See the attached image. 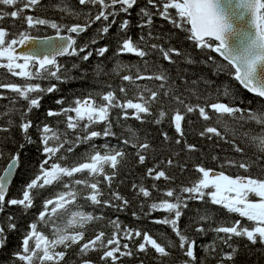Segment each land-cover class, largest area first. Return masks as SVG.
<instances>
[{"label": "snow or ice", "instance_id": "6c2138e0", "mask_svg": "<svg viewBox=\"0 0 264 264\" xmlns=\"http://www.w3.org/2000/svg\"><path fill=\"white\" fill-rule=\"evenodd\" d=\"M78 2L85 8L76 10L69 0H57L51 5L43 4L42 0H0V69L24 81L17 84L0 80V89H7L15 94L12 97L0 94V99L10 101L12 107L9 108V113L19 112L18 126L22 133V142L17 152L10 154V162L2 170L3 174H0V213H3L7 205L19 207L22 215H28L35 208L36 196L42 190L49 187L62 189L56 191L54 196L44 198L41 210L35 219L28 223L27 230L23 233L20 250L12 254V264H62L68 250L75 246H78L76 255L81 264H93L91 260L83 257L98 251L102 252V262L107 264L110 259L111 264H117L118 259L133 255V246L137 253L145 254L150 248L159 258L169 257L168 249L178 247L187 258L181 261V264H197L196 248H201L208 256L218 251V243L231 249L230 252L219 249L220 259L217 264H224L225 261H234L238 252V245L231 243L233 238L246 239L252 245H264V103H261L259 109L241 107L240 105L245 103L244 98L238 95L239 90H234L230 84L217 88L215 98L211 92L202 97L193 91L197 100H204L202 104H193L187 97L182 98L175 85L169 83L168 72L163 67L157 65L158 71L146 75L141 72L138 64L129 66L117 61L111 69L115 75L119 76L124 70L131 73V69L136 68L135 76H120L122 81L128 82L135 89L133 98H127L129 88L121 85L118 89L120 95H117V91L109 84L108 91H89L83 97H75L67 106L65 98L57 99L55 103L61 107L46 112L47 118H64L62 121L57 120L55 127L46 121L34 124L29 118L34 109L39 110L45 95L58 92V84L73 79L62 72L63 66L58 63L57 58L78 57L81 61H88L94 53L97 57H104L109 51L108 46L92 48V45L98 44L99 39L109 33L121 14L130 16V10L139 0ZM44 7L60 12L61 21L69 17L76 21L83 18V23L66 24L55 19L25 14ZM137 16L139 20L136 26L141 29L139 40L134 41L127 35L130 19H121L118 24L115 56L131 54L140 58L144 72L148 71L149 65V60L145 58L153 53H158L168 64H175L174 57L184 56L180 49L174 46L165 48L159 43L149 44L150 40L161 39L160 36L153 35V18L159 17L167 21L173 29L186 34V40L206 56V60L201 63L211 67L214 75L221 72L227 74L242 89L264 102V0H146V5L139 8ZM6 17L12 18V27H15L16 20H20L22 25L26 24V27L19 31H10L3 27ZM96 22H101L96 36L87 43L79 44L81 34ZM42 28L53 30L55 35L39 39L32 34ZM145 30L147 36L143 34ZM184 62L189 65L197 63L191 55L184 56ZM76 67L78 66L74 64L73 68ZM94 71L96 76L107 74L101 63H97ZM53 79L57 84L51 83ZM34 81L49 83L45 87L42 83ZM137 81L160 83L154 89L147 84L140 85ZM205 83L210 85L211 81ZM223 99H227L228 103H224ZM18 101H24L25 105L17 109L15 106ZM165 102L174 104L175 107L166 110ZM247 103L251 104L252 101ZM114 110H119L115 111V123ZM189 114H198L199 118L206 122L200 136L209 140L214 136L224 139L214 124L207 123L213 121V114L215 124L226 123L227 117L237 122L241 128L254 124L259 130L249 128L243 133L256 154L255 159L245 158L244 149L234 141L225 140L226 143H232L233 151L240 153L241 159L227 160L219 165V171L198 164L194 170L199 176L189 185H181L178 190L173 187L161 189L155 181L163 179L168 182L172 181L173 177L160 168V164L165 163L160 161L147 168L145 173L147 178L154 181L151 190L145 187L143 182L132 184L136 197L144 198L139 204L140 212H132L133 218L141 219L151 217L156 212L164 213L162 217L150 222L170 228L176 240L169 238L166 245H162L150 232L123 224L119 216L112 219L81 210L82 206L78 205L81 199L100 210L112 208L116 212H125L130 206L131 202L112 187L119 175V167L129 153L119 145L111 144L109 139H117L125 147L135 149L133 154L138 157L140 165L145 164L146 150L151 145L146 141L141 143L133 128L121 124L120 121L134 119L145 123L147 118L151 117L152 122L159 125L167 120L178 134L179 138L175 143L179 145L184 137L182 122L188 119ZM61 123L65 124L64 131L59 127ZM188 123H191L190 119ZM115 126L122 127L127 135L123 138L118 136L113 130ZM33 127L38 133L39 151L44 159L40 162L35 178L24 185L21 198L6 199L11 178L19 165L20 152L25 147L37 143L29 132ZM7 130L0 128V131ZM68 132L72 133V138ZM235 134L236 131L233 130V136ZM162 135L165 141L170 139L167 132ZM97 140H103L104 143L97 144ZM183 142L188 152L197 151L195 145ZM80 145H87L86 150L69 163L68 154L74 153ZM3 158L4 153L0 152V159ZM212 159L218 158L213 156ZM172 164L173 160L168 159L166 167ZM226 166L243 170V174H226ZM253 167L262 175H252ZM183 168L184 166H181L182 170ZM101 185L107 187L109 199L103 198L105 191ZM152 191L158 193L156 198H153ZM190 201L200 202L205 207L199 209L196 216L191 218L189 227L193 223L196 224L195 231L201 237L209 232L213 233L210 243L197 245L196 239L186 234L187 228L180 227L179 222L189 210ZM209 204L225 210L229 214L228 218L216 221L213 210L207 207ZM69 205L76 207L73 210ZM145 207L147 211L144 210ZM61 211L68 213V219L58 223V213ZM234 216L239 219H233ZM14 220L12 215L7 217V230L4 224L0 223V249L7 245L8 233L17 230ZM103 220L112 228L111 235L99 231L92 239L86 240L84 229L93 222ZM42 228H48L51 235L42 231ZM159 264H164L163 259H160ZM199 264H204V261L201 260Z\"/></svg>", "mask_w": 264, "mask_h": 264}, {"label": "trees", "instance_id": "16d2710c", "mask_svg": "<svg viewBox=\"0 0 264 264\" xmlns=\"http://www.w3.org/2000/svg\"><path fill=\"white\" fill-rule=\"evenodd\" d=\"M57 0H42V3L45 5L55 4ZM69 3L76 10L81 8H85V6L79 5L78 0H69ZM146 5V0H139V3L132 9L131 15L125 17L124 14H121L117 20V24L113 25L110 29L109 33L103 38L99 39V43L92 45V48H99L105 45L108 46L109 51L105 53L104 57H97L95 53L88 61H81L78 57H59L57 59L58 63L61 64L62 72L65 75L72 77L67 83L58 84L59 91L45 95L41 100V107L39 110H33L30 114V119L34 124L40 123L41 121H46L52 126H56L57 120H64L63 117H52L47 118L46 112L49 109H58L61 107L57 105L55 101L61 97L65 98L67 106L68 103L75 97H83L89 91H108L107 85H111L112 89L117 91V95H120L118 89L121 85L129 88L127 98H133L135 89L132 85L128 84L126 81H122L120 76L125 74H132L135 76L136 68L133 67L131 69V73L127 70H124L120 73V75H115L111 72V69L115 66L117 61H120L122 64L131 65H139L141 72L146 75H150L155 71H158L157 65L163 67L167 70L169 75V83L174 84L178 89V94L183 97H187L188 101L196 104V103H204V100H197L196 96L193 95V91L202 97L208 96L209 92L213 93V98H215V92L217 88H222L225 84H230L234 90H239L238 95H241L244 98L245 103L240 105L241 107L251 108V109H259L261 107L260 98L254 97L252 94L248 93L244 89L240 87L238 83L232 80L227 74L221 72L219 75L213 74V69L209 66H206L201 61L206 60V56L202 55L199 50H197L190 41L186 40L185 33L181 32L177 29H173L172 26L165 20H161L159 17H154V25H153V35L160 36L159 40H150L151 43H159L163 47L167 48L169 46H174L182 53L184 56L191 55L192 59L197 63L195 64H187L184 62V56L174 57L176 60L175 64H168L167 61H164L158 53H153L145 59L149 60L148 71L144 72L143 63L140 61V58L126 54L123 56H115L114 53L117 48V35H118V24L121 19L128 18L131 21V24L128 28L127 35L130 36L134 41H138L141 35V29L136 26L139 17L137 16V12L140 7ZM12 9H8L11 11ZM154 11V9H153ZM27 14L36 15L40 17L55 19L62 23L66 24H74V23H83V18L80 21H76L71 19L70 17L60 20L61 13L58 11H54L50 7L38 8L35 12H26ZM92 15H95V9L92 10ZM13 20L11 17H6L3 21V27L9 29L10 31H19L22 27H26V24L22 25L20 20L15 21V27H12ZM101 26V22H96L93 24L90 29H88L85 33L81 34L78 39L79 44H84L89 42L94 36L97 34V29ZM55 33L51 29L42 28L39 32L33 31L32 34L35 36H44L48 34ZM147 36V30L143 33ZM143 46V45H142ZM83 55V54H81ZM215 55V54H213ZM217 59H219L217 57ZM97 63H101L107 74H101L100 76H96L95 67ZM77 65L78 67L73 68V65ZM67 70V71H65ZM6 77V78H5ZM0 80L4 83H17L22 84L24 81L18 77H12L10 74L6 73V70L0 69ZM193 81H196L194 84ZM205 81H211V84H206ZM40 82L43 86H47L49 81H34ZM52 84H57L56 80L51 81ZM138 84L144 85L147 84L149 87L156 88V86L160 83L159 81H137ZM0 94H3L7 97L15 96L14 93L9 92L7 89H0ZM122 99L124 97H121ZM251 100L252 103L248 104L247 101ZM224 103H228L227 99H223ZM24 101H18L16 104V108L24 106ZM12 107L10 101L8 99H0V128H7V131H0V152L4 153V158L0 159V174L6 164L9 162L10 154H14L17 152V149L22 142V133L19 128L20 116L19 112L9 113V108ZM158 107V106H157ZM166 110L168 108H174V104H167L165 102ZM115 111L113 114V121L115 123ZM131 111V110H130ZM155 111V108H154ZM8 113V114H6ZM171 114V113H169ZM213 121L207 122L212 123L214 126L218 128V130L224 136V139L219 137H213L211 140L201 137L200 132L203 131L205 121L199 118L198 114H189L188 119L191 120V123H188V119L182 122V127L184 128V137L183 141H186L187 144L195 145L197 151L188 152L184 147V142L177 145L175 140L178 137V134L175 132L174 127L170 126L169 122L165 120L162 124H155L152 122V118H147V122L140 123L134 119H129L127 121H120L121 124H126L127 126L133 128L136 132L137 136L140 139V142H147L151 145V147L146 150V162L143 165L138 163V157H136L133 153L135 149L130 147H125L124 145L119 143V140L110 138L109 142L113 145H119L121 148H124L129 155L125 157L119 167V175L115 178L113 182V189L118 191L123 197L129 200L130 206L127 208L125 212H116L112 208H103L102 210L93 208L90 205V202L85 201L83 199L78 201V205L82 206L81 210L93 212L95 215H103L106 218L115 219L119 216L120 221L128 225L132 228H140L144 231L150 232L154 238L158 240L162 245H166L167 240L171 238L172 240H176L175 235L171 232V229L164 225L153 224L150 221L155 218H160L164 215L162 212L153 213L151 217H142L141 219H134L132 216L133 211L140 212L139 204L144 198L141 196L139 198L136 197L135 190L132 188V184H139L143 182L145 187L151 190V185L154 183L153 180L147 178L145 176L146 170L149 167H152L155 164H158L160 161H164V164H160V168L166 171V174L173 177L172 181H164L161 179L160 181H155L156 184L160 186L161 189H165L168 187L179 188L181 185H189L191 181L197 179L199 176L198 173L195 172V166L198 164H203V166L207 169L221 170L219 165L225 163L227 160H236L239 161L241 159V154L233 151L232 143H226L227 141H234L236 145L244 149V157L255 159V153L253 148L249 146L248 140L244 137L243 133L248 131L249 128L259 130L256 128L254 124L245 125L243 128L239 126V124L235 121L229 120L225 117L226 123L215 124V114H213ZM11 121V123L9 122ZM61 131L65 130V124L61 123L59 125ZM102 129V126H101ZM118 136L121 138L127 135L124 132L123 128L120 126H115L113 129ZM233 130L236 131L235 136H233ZM33 139L37 141V143L25 147L23 151L20 152V160L19 165L16 170L15 178L8 190L6 199L11 198H21L22 191L24 185H26L31 179L35 178L39 170L40 162L44 159V157L40 154L39 151V143H38V133L35 128H31L29 130ZM167 132L170 139L168 141L164 140L162 133ZM70 138H72V133L68 132ZM97 144L104 143L103 140H97ZM87 148V145H80V147L76 148L75 152L69 155V163L76 156L83 153ZM216 156L218 159L213 160L212 157ZM168 159L173 160V164L170 167H166V163ZM264 163V161H262ZM181 166H184L183 170ZM226 174L235 176L237 173L243 174V170L234 167H225L224 169ZM252 175H262L260 171L253 167L251 169ZM104 188L105 196L104 199H109L108 189L104 185H101ZM58 190H62L58 187H49L46 190H42L39 195L36 196L35 199V208H33L28 215H22L21 209L19 207L13 206L8 207L5 206L3 213H0V223H3L5 229L7 230V217L12 215L15 217L13 221L17 225V230L9 232L7 235V245L0 250V264H12V254L16 251L20 250L21 239L24 231L27 230L28 223L35 219L36 214L41 210L42 202L44 198L51 197L55 195V192ZM153 198L158 196L156 191H152ZM70 209H75L76 206L69 205ZM205 207L200 202L190 201L189 202V210L186 211V214L181 218L179 224L181 229L187 228L186 234L192 238L196 239L197 245L210 243L213 239L214 234L209 232L207 235L202 236L195 231L196 224H192L189 227L190 220L192 217L196 216L197 211ZM208 208L213 210V215L216 221H221L228 218V213L225 210L219 208L215 205H207ZM147 211V208L144 209ZM68 219V213L61 211L58 213V223H63ZM233 219H239V217L234 216ZM247 223V221H244ZM207 227V225H204ZM46 234L51 235L48 228H42ZM86 236L85 239H92L97 232L104 231L108 235H111L112 228L107 226L106 220L93 222L89 224L84 229ZM162 233L166 235H161ZM223 235V234H221ZM125 241H122V243ZM138 244L139 241H136ZM178 243V242H177ZM232 244L238 245V252L235 255L234 261L229 262L225 261L224 264H264V245L259 243L252 245L246 239L233 238L231 241ZM218 251L215 254H211L206 256L203 250L199 247L196 248V256L198 258L197 264L202 260L204 264H217L220 259L219 249L223 248L224 252H230L231 249L227 248L223 244H217ZM78 246H75L68 250V253L65 257V261L62 264H81V260L77 258ZM170 252L169 257L159 258L158 254L154 252V250H148V253H137L135 247L133 246V255L131 257L125 256L117 260V264H159L160 259H163L164 264H181V261L187 259L183 256L180 249L177 247L175 249H168ZM102 252H90L88 256L83 257V259L91 260L93 264H105L100 260V256ZM19 264V262H17ZM107 264H111V260L107 261Z\"/></svg>", "mask_w": 264, "mask_h": 264}, {"label": "water", "instance_id": "95a60500", "mask_svg": "<svg viewBox=\"0 0 264 264\" xmlns=\"http://www.w3.org/2000/svg\"><path fill=\"white\" fill-rule=\"evenodd\" d=\"M62 34H67V33H62ZM55 34H51V35H46V36H37L39 39H44L45 37H47V36H54ZM73 35H75V34H73ZM23 49H18V51H22ZM10 162V161H9ZM8 162V163H9ZM7 163V164H8ZM7 164H6V166H7ZM5 166V167H6ZM4 167V168H5ZM17 170V169H16ZM16 170L14 171V173H13V176H12V178H11V183H10V186H11V184H12V182H13V180H14V178H15V174H16ZM1 174H3L2 172H1ZM10 186H9V188H10ZM9 190V189H8ZM8 193V192H7ZM1 250V249H0Z\"/></svg>", "mask_w": 264, "mask_h": 264}]
</instances>
